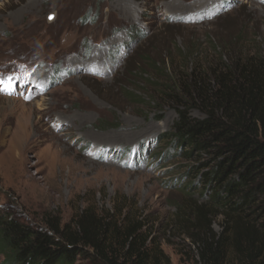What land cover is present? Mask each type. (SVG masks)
I'll use <instances>...</instances> for the list:
<instances>
[{
	"label": "rangeland",
	"instance_id": "1",
	"mask_svg": "<svg viewBox=\"0 0 264 264\" xmlns=\"http://www.w3.org/2000/svg\"><path fill=\"white\" fill-rule=\"evenodd\" d=\"M248 57L264 58V0H0V212L49 231L125 208L170 264H200L208 202L181 178L207 157L178 155L172 126L183 105L204 118L194 82ZM263 230L221 264H264Z\"/></svg>",
	"mask_w": 264,
	"mask_h": 264
},
{
	"label": "trees",
	"instance_id": "2",
	"mask_svg": "<svg viewBox=\"0 0 264 264\" xmlns=\"http://www.w3.org/2000/svg\"><path fill=\"white\" fill-rule=\"evenodd\" d=\"M194 86L204 118L193 119V107L183 105L171 137L178 155L207 157L181 180L190 191L195 176L208 202L195 214V225L206 230L199 263L221 264L229 250L240 253L244 232L264 227V58L248 57L215 73L210 87L203 79ZM124 210L98 215L88 207L49 231L0 212V264H170L143 219ZM210 216L223 217L219 235L210 230Z\"/></svg>",
	"mask_w": 264,
	"mask_h": 264
},
{
	"label": "bare ground",
	"instance_id": "3",
	"mask_svg": "<svg viewBox=\"0 0 264 264\" xmlns=\"http://www.w3.org/2000/svg\"><path fill=\"white\" fill-rule=\"evenodd\" d=\"M154 4V3H153ZM129 6L132 8V7H135V6H133V5H131V4H129ZM154 6V5H153ZM156 7V6H155ZM135 9H136V7H135ZM135 9H134V11H135ZM91 63H99V61H98V56L97 55H95L94 56V60H91L90 61V65H91ZM88 65H89V63H88ZM52 116H54V113L52 114ZM64 121H66L65 119H64ZM65 123V122H64ZM66 124H67V122H66Z\"/></svg>",
	"mask_w": 264,
	"mask_h": 264
},
{
	"label": "snow or ice",
	"instance_id": "4",
	"mask_svg": "<svg viewBox=\"0 0 264 264\" xmlns=\"http://www.w3.org/2000/svg\"><path fill=\"white\" fill-rule=\"evenodd\" d=\"M50 19H51V17H50ZM9 79H11V78H9ZM3 84H4V80H3V78H0V88H2Z\"/></svg>",
	"mask_w": 264,
	"mask_h": 264
}]
</instances>
